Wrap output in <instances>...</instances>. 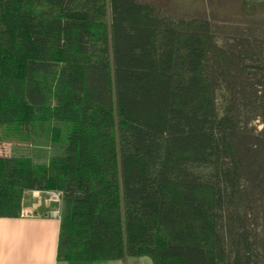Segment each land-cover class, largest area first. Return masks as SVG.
Here are the masks:
<instances>
[{
	"label": "trees",
	"instance_id": "1",
	"mask_svg": "<svg viewBox=\"0 0 264 264\" xmlns=\"http://www.w3.org/2000/svg\"><path fill=\"white\" fill-rule=\"evenodd\" d=\"M42 132L47 163L6 153ZM34 190L58 261L264 264L262 55L136 0H0V218Z\"/></svg>",
	"mask_w": 264,
	"mask_h": 264
},
{
	"label": "rangeland",
	"instance_id": "2",
	"mask_svg": "<svg viewBox=\"0 0 264 264\" xmlns=\"http://www.w3.org/2000/svg\"><path fill=\"white\" fill-rule=\"evenodd\" d=\"M152 6L156 13L173 22L206 19L214 34L220 38L227 36L249 38L256 52L264 60V0H136ZM261 129L259 121H254ZM5 146V145H4ZM6 153L27 155L35 164H45L59 150L52 147L46 133L33 138L27 147L6 145ZM261 158V156H260ZM259 158V159H260ZM263 164V163H262ZM46 204L52 214L60 217L62 199L56 190L26 191L22 203Z\"/></svg>",
	"mask_w": 264,
	"mask_h": 264
},
{
	"label": "crops",
	"instance_id": "3",
	"mask_svg": "<svg viewBox=\"0 0 264 264\" xmlns=\"http://www.w3.org/2000/svg\"><path fill=\"white\" fill-rule=\"evenodd\" d=\"M22 214L0 218V264H152L149 257H124L105 261H58L60 217L46 204L22 203Z\"/></svg>",
	"mask_w": 264,
	"mask_h": 264
},
{
	"label": "built area",
	"instance_id": "4",
	"mask_svg": "<svg viewBox=\"0 0 264 264\" xmlns=\"http://www.w3.org/2000/svg\"><path fill=\"white\" fill-rule=\"evenodd\" d=\"M54 215H56V214L54 213Z\"/></svg>",
	"mask_w": 264,
	"mask_h": 264
}]
</instances>
